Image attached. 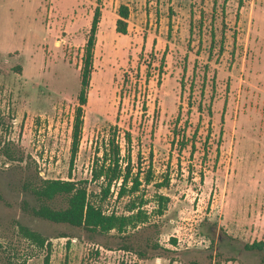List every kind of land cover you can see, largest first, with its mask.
Instances as JSON below:
<instances>
[{"label":"rangeland","instance_id":"374dc122","mask_svg":"<svg viewBox=\"0 0 264 264\" xmlns=\"http://www.w3.org/2000/svg\"><path fill=\"white\" fill-rule=\"evenodd\" d=\"M44 179L145 220L100 234L39 218L30 187ZM0 195V264L45 263L21 226L49 240L48 264H264L248 247L264 240V0H0Z\"/></svg>","mask_w":264,"mask_h":264},{"label":"trees","instance_id":"16d2710c","mask_svg":"<svg viewBox=\"0 0 264 264\" xmlns=\"http://www.w3.org/2000/svg\"><path fill=\"white\" fill-rule=\"evenodd\" d=\"M100 8L97 6L94 10L89 34L83 47L82 64L80 68V90L77 96V106L74 112V120L72 126V141L70 162L73 163L78 152L79 142L82 133L84 106L87 102V92L90 84V76L93 68V57L96 39V30L100 20ZM118 18L116 20L115 29L117 32L125 34L127 32V19L129 16V8L125 4H121L118 8ZM129 168H126L125 174H122L123 183L129 177ZM101 175V174H96ZM147 181L150 180V174L146 176ZM133 190L138 189L140 184L139 178L134 177ZM123 188V184H122ZM30 190L38 200L36 206L32 207L35 216L57 223H66L76 227H82L93 233H107L111 230L123 232L127 227H135L138 222L145 220V214L141 210L136 213L116 214L114 212L105 213L101 207L90 202L87 197L86 187L72 180H42L39 184L31 186ZM57 196H64L66 205L63 207H53L47 201L55 199ZM1 198V195H0ZM161 209L163 212L168 202V197L159 196ZM21 233L39 246H45L47 253L44 258V264L49 263L51 244L49 240L43 237L37 231L21 226ZM252 249L264 251V240L256 242L248 246ZM146 250H139L140 255H144ZM261 261L264 263V254ZM119 264H131L121 261Z\"/></svg>","mask_w":264,"mask_h":264}]
</instances>
